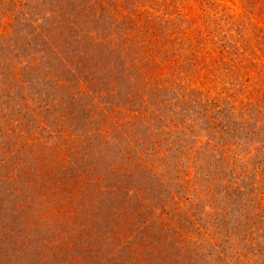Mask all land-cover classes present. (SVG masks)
Returning a JSON list of instances; mask_svg holds the SVG:
<instances>
[{"label":"rangeland","instance_id":"obj_1","mask_svg":"<svg viewBox=\"0 0 264 264\" xmlns=\"http://www.w3.org/2000/svg\"><path fill=\"white\" fill-rule=\"evenodd\" d=\"M0 264H264V0H0Z\"/></svg>","mask_w":264,"mask_h":264}]
</instances>
